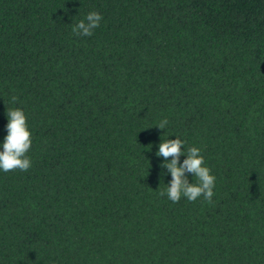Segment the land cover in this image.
<instances>
[{
    "label": "trees",
    "instance_id": "obj_1",
    "mask_svg": "<svg viewBox=\"0 0 264 264\" xmlns=\"http://www.w3.org/2000/svg\"><path fill=\"white\" fill-rule=\"evenodd\" d=\"M7 107L32 166L0 170V264H264V0H0V150ZM176 136L211 204L159 195Z\"/></svg>",
    "mask_w": 264,
    "mask_h": 264
},
{
    "label": "clouds",
    "instance_id": "obj_2",
    "mask_svg": "<svg viewBox=\"0 0 264 264\" xmlns=\"http://www.w3.org/2000/svg\"><path fill=\"white\" fill-rule=\"evenodd\" d=\"M103 19L101 13L93 11L77 22L72 27V32L76 36L90 37L94 29L100 26ZM18 97L12 96V103H16ZM6 115L8 124L6 126L7 135L0 150V170L27 171L32 166V161L28 155L32 147V133L28 126V117L22 108H8ZM167 118L161 120L156 126L164 130L168 125ZM187 141L176 136L175 139H163L156 153L158 157L164 158V163L160 165L171 174V181L167 188L159 191L161 197L167 198L173 203H177L181 198H186L189 202H195L198 198L211 204L213 202L216 177L212 170L206 165L202 149L198 147H188L185 149ZM151 146V145H150ZM181 156L187 158L181 163ZM171 158V159H169ZM189 175L194 178V182L189 181Z\"/></svg>",
    "mask_w": 264,
    "mask_h": 264
}]
</instances>
